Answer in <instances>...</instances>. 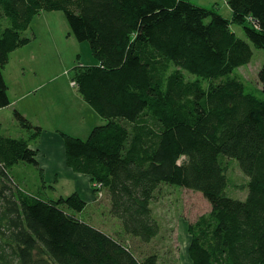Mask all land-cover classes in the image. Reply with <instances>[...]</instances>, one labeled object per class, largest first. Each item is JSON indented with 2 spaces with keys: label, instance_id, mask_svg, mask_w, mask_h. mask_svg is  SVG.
<instances>
[{
  "label": "trees",
  "instance_id": "trees-1",
  "mask_svg": "<svg viewBox=\"0 0 264 264\" xmlns=\"http://www.w3.org/2000/svg\"><path fill=\"white\" fill-rule=\"evenodd\" d=\"M227 3L231 19L192 0H0V110L11 105V54L36 39L27 31L37 16L62 12L96 60L74 67V83L104 122L86 140L64 134L67 167L108 193L111 215L144 246L162 233L158 190L178 186L210 205L186 220L192 264H264V64L259 88L236 73L264 51V0ZM14 114L30 134L0 127V264H181L139 257L86 221L78 192L53 200L24 190L13 170L40 166L33 142L44 130Z\"/></svg>",
  "mask_w": 264,
  "mask_h": 264
},
{
  "label": "rangeland",
  "instance_id": "rangeland-1",
  "mask_svg": "<svg viewBox=\"0 0 264 264\" xmlns=\"http://www.w3.org/2000/svg\"><path fill=\"white\" fill-rule=\"evenodd\" d=\"M192 2L215 9L227 19L232 18L227 0ZM232 30L246 40L241 27L233 25ZM27 35L36 39L11 54L3 73L9 86L11 105L0 110V127L5 136L28 137L30 133L16 120L14 113L18 110L44 131L33 142L40 150V166L17 165L13 170L17 182L27 192L43 194L53 200L78 192L87 201L83 218L107 234L124 240L139 257L152 252L166 253L168 258L179 257L183 237L181 228L187 226L186 220L195 221L210 211L205 197L192 190L163 185L152 205L162 226L161 236L144 246L138 239L125 235L120 221L110 213L108 193L99 188V192L95 191L87 175L77 174L66 165L64 134L86 140L92 128L104 123L82 99L74 83V67L96 61L91 47L77 41L71 34L62 12L40 14L33 20ZM263 64L264 51L254 48L252 60L236 69V73L249 85L259 88V72ZM231 172V183L235 184L242 175L238 167Z\"/></svg>",
  "mask_w": 264,
  "mask_h": 264
},
{
  "label": "crops",
  "instance_id": "crops-1",
  "mask_svg": "<svg viewBox=\"0 0 264 264\" xmlns=\"http://www.w3.org/2000/svg\"><path fill=\"white\" fill-rule=\"evenodd\" d=\"M185 223L187 224V222ZM181 230H182L183 237H181L182 245L180 248L181 253H180L179 259H180L181 264H192V261L189 255L191 238L189 234L188 224L187 226H184V228H181Z\"/></svg>",
  "mask_w": 264,
  "mask_h": 264
}]
</instances>
